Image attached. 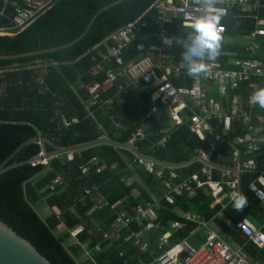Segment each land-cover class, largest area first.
<instances>
[{"label":"trees","instance_id":"trees-1","mask_svg":"<svg viewBox=\"0 0 264 264\" xmlns=\"http://www.w3.org/2000/svg\"><path fill=\"white\" fill-rule=\"evenodd\" d=\"M114 1L55 0L50 10L25 30L13 36L0 35V55H20L74 41L84 33L95 13ZM155 1L123 0L97 17L82 42L67 49L16 60L0 59V165L5 162V166L17 165L0 173V221L29 241L52 264H149L153 258L149 254L141 255L136 248L121 241L110 243L95 230L102 228L107 232L118 213H133L136 207H145L154 201L160 205L156 221L160 222L161 229L149 233L146 241L155 256L158 254L155 252L157 237L167 232L172 223L185 224L184 229L172 233V243L189 239L193 225L182 218L186 213L200 215L213 225V230L233 237L240 246L245 245L242 236L217 217L221 205L214 203L207 186L199 188L192 198L185 194L181 198L175 197L173 205H167L163 201L166 190L162 181L148 174L138 158L126 149L101 144L74 152L72 161L67 160L66 154L57 155L48 161V168L27 162L40 152L51 156L58 149L103 137L128 144L142 119L146 122L145 138L135 147L143 157L180 165L194 160L196 150L206 148V140L192 134L187 124L164 133L170 124L166 106L162 101H151L148 92L141 94L143 103L138 97L120 95L108 108H92L93 118L82 105V99L88 96L87 88L104 80L102 73L89 74V69L98 60L94 48L139 19L142 23H152L155 14L151 6ZM257 1L264 5V0ZM2 5L0 0V8ZM259 14L264 16V8ZM240 15L236 7L230 11L229 19L222 21L226 35L221 36L216 60L224 69H235L233 62L246 58L264 62V39L261 40L262 47L254 52L247 51L245 43H235L255 28L254 20L240 18ZM0 25H10L8 15L1 18ZM168 31L179 39H186L191 32L183 28L181 21L173 23ZM183 51V45L176 46L172 53L181 60ZM128 53L127 58L135 57L133 47H129ZM101 92L104 96L112 95L115 85L104 87ZM256 109L264 115V109ZM63 117L68 121L77 118L78 123L63 127ZM117 123L121 127H117ZM38 135L52 144L29 143L15 153L22 143ZM164 135L167 138L164 146L154 147L153 144ZM94 158L97 162L91 163ZM262 159L264 161V157ZM230 164V150L224 148L217 165L228 167ZM86 165H90V170L83 175L79 168ZM201 167L202 164L195 162L176 171L191 176ZM47 169L50 171L46 172ZM56 176L63 183L50 189L49 184ZM130 179L134 181L127 185ZM254 179L255 175H245L241 181V193L248 199L247 207L236 212L231 204L222 213L233 223H251L264 235V208L248 191ZM94 186L99 192H94L92 197L85 196V189ZM115 205L120 206L113 209ZM44 206L50 211L47 216L41 212ZM71 230H77L75 240L70 239ZM189 241L199 245L204 242V236L196 234ZM97 245L101 251L95 249ZM83 247L91 251L90 257L85 256ZM245 252L251 263L264 264V249L249 244Z\"/></svg>","mask_w":264,"mask_h":264},{"label":"built area","instance_id":"built-area-1","mask_svg":"<svg viewBox=\"0 0 264 264\" xmlns=\"http://www.w3.org/2000/svg\"><path fill=\"white\" fill-rule=\"evenodd\" d=\"M54 1L2 0L0 20L8 15L10 25H0V35L13 36L25 30L49 11ZM235 7H240L242 13L249 14L255 20V29L241 41L246 44L247 51L254 52L264 39V17L258 16L259 4L249 3L248 0H199V3L196 0H156L151 6L155 14L152 23H142L139 19L119 29L94 48L98 60L89 69V74L97 76L102 73L104 80L101 84L89 86L88 96L82 99L89 116L92 117L90 108H108L115 104L120 95L139 97L148 92L152 101H162L173 125L187 124L192 134L206 140V148L198 149L195 153L202 167L198 173L183 177L176 169L159 167L152 161L138 159L140 165L148 174L162 181L167 192L164 201L169 205L175 203V197L181 198L186 194V197L192 198L199 188L207 186L214 203L221 205L217 217L232 226L245 241V245L240 246L233 237L213 230L210 222L199 215L187 214L186 220L197 224L190 235L204 232V242L197 246L188 239L172 243V233L185 228V224L176 222L170 225L168 232L157 237L155 251L158 254L153 257L145 237L150 232L159 231L161 224L156 221L152 206L136 207L133 213L120 212L109 231L104 232L102 228L95 230L110 243L121 241L136 248L141 255L149 254L153 257L151 264H256L248 260L245 247L250 244L254 248L264 249V235L251 223H233L222 213L232 204L234 194L241 193V181L245 175H255L248 191L264 208V115L257 112L256 108L261 111L258 104L249 102L254 90L264 88V62L257 58H246L234 61L235 69H224L219 61L211 62L205 58L209 71L198 78H190L181 60L172 53L173 48L189 40L193 35L192 24L205 14L219 17L218 27L222 28L220 34L225 36L226 27L221 21L227 20ZM176 21H181L183 28L191 30L186 39H179L169 33L168 28ZM162 35L171 38L168 47L162 43ZM129 47H133V59L127 58ZM111 85H115V92L108 96L102 95L101 90ZM61 123L63 127H69L77 124L78 119L68 121L63 117ZM117 126L121 127L120 124ZM145 130L146 122L142 119L128 145L136 148L135 144L144 140ZM165 141V138H161L153 145L159 147ZM224 148L230 150L231 164L219 167L217 164ZM66 155L68 161L73 160V153ZM37 156L41 160L32 164L46 168L48 161L56 157L47 159L42 152ZM96 162V158L91 161ZM89 170L90 165L79 168L83 175L88 174ZM62 183V179L56 176L49 187L54 189ZM126 184L131 185V182L128 180ZM94 192H99L98 187L87 188L85 196L92 197ZM61 227L64 228V225L61 224ZM69 234L70 239L75 240L77 230H71ZM83 249L85 256L90 257L91 251L85 247ZM95 249L101 251L100 245Z\"/></svg>","mask_w":264,"mask_h":264},{"label":"water","instance_id":"water-1","mask_svg":"<svg viewBox=\"0 0 264 264\" xmlns=\"http://www.w3.org/2000/svg\"><path fill=\"white\" fill-rule=\"evenodd\" d=\"M123 0H116L104 7L101 8L98 12L95 13V16L91 19L89 25L87 26L86 30L82 35H80L77 39L74 41H70L66 44H63L61 46L49 48V49H43L40 51H33L28 52L20 55H0L1 60H16L24 57L39 55V54H48V53H54L56 51H60L63 49H67L71 46H73L76 43L82 42L89 32L91 31L95 20L98 16H100L102 13L109 10V8L121 3ZM38 141H43L49 144H52L49 140H47L45 137L42 136H35L24 143H22L16 150L15 153L24 145L29 143H35ZM101 144H108L115 147H119L122 149H126L130 152H132L136 157L142 159V160H152L160 165H163L168 168H181L185 167L191 163H193L195 160H191L188 163L180 164V165H171V164H165L163 162L155 161L151 158H146L141 156L140 152L128 144H121L119 142L107 139V138H99L94 141L86 142L83 144L75 145L72 147L64 148V149H58V152L56 154H53L51 156H45V158L57 156V155H64L68 153H74L78 151H82L84 149L101 145ZM41 158L36 156L32 159H29L28 163H34L36 161H40ZM6 162L0 165V173H3L5 170H9L10 168L16 167V164L5 166ZM0 264H52L45 256H43L41 253L37 251V249L26 239L19 236L15 231H13L9 226H7L5 223L0 221Z\"/></svg>","mask_w":264,"mask_h":264},{"label":"clouds","instance_id":"clouds-1","mask_svg":"<svg viewBox=\"0 0 264 264\" xmlns=\"http://www.w3.org/2000/svg\"><path fill=\"white\" fill-rule=\"evenodd\" d=\"M199 3V0H196ZM210 6V5H209ZM207 12V10H206ZM219 17L205 14L197 18L192 24L193 35L189 37L184 45V52L181 55V63L190 78H198L202 73L209 71L205 61L214 62L219 56L221 31L218 27ZM162 43L168 47L171 38L161 36ZM250 104H258L264 109V88L254 90L249 97ZM248 199L244 193H235L232 199V207L236 212H242L247 207Z\"/></svg>","mask_w":264,"mask_h":264},{"label":"crops","instance_id":"crops-1","mask_svg":"<svg viewBox=\"0 0 264 264\" xmlns=\"http://www.w3.org/2000/svg\"><path fill=\"white\" fill-rule=\"evenodd\" d=\"M248 2L249 3H258L259 4V11L257 12L258 13V16H260V17H264V16H261L259 13H260V11H262L263 10V8H264V5H262V4H260L257 0H255V1H249L248 0ZM236 8V7H235ZM235 8H233V10H235ZM239 8V10H240V13L242 14V15H240L239 17L240 18H249V19H252V18H250V15L249 14H247V13H242V11H241V8L240 7H238ZM232 10V11H233ZM229 19V18H228ZM252 20H254V19H252ZM225 21V20H224ZM221 23H222V21H221ZM254 24H255V20H254ZM256 27V26H255ZM255 29V28H254ZM248 35V34H247ZM235 43H238V42H235ZM260 47H262L261 45H260ZM141 96L142 95H140L139 97H138V99H139V101H140V103H143V98H141ZM152 101V100H151ZM85 108V107H84ZM90 110H91V108H90ZM155 109L153 108V110L152 111H154ZM85 111H86V109H85ZM92 111V110H91ZM87 112V111H86ZM166 112H167V114H168V117L170 118V116H169V112H168V109L166 108ZM87 114H88V112H87ZM88 116H89V114H88ZM148 116V115H147ZM90 117V116H89ZM91 118H93V111H92V117ZM148 118V117H147ZM145 120V119H144ZM141 122V121H140ZM117 124H119V123H117ZM116 124V125H117ZM121 126V125H120ZM118 127V126H117ZM176 127V125H173L172 124V122H171V119H170V124H169V128L167 129V130H165V132L164 133H167L168 131H170L171 129H173V128H175ZM104 138V137H103ZM162 138H165V139H167L166 138V136L164 135ZM165 143H166V141H165ZM164 143V144H165ZM164 144L162 145V146H164ZM159 147H161V146H159ZM200 149H202V148H200ZM204 149V148H203ZM197 151V150H196ZM196 156V155H195ZM138 158V157H137ZM138 159H140V158H138ZM195 161L193 162V163H195V162H198V160H197V158L195 157V159H194ZM147 161H152V160H147ZM152 162H154V161H152ZM157 166H159V167H165V166H163V165H160V164H158V163H156V162H154ZM193 163H191V164H189V165H192ZM199 163V162H198ZM201 164V163H200ZM189 165H187V166H189ZM187 166H185V167H187ZM168 168V167H167ZM181 168H184V167H181ZM173 169H179V168H173ZM179 173H181V172H179ZM182 174V173H181ZM183 175V174H182ZM193 175V174H192ZM183 177H189V175H186V174H184L183 175ZM131 183L134 181V179H130L129 180ZM262 184H264V180L262 181ZM162 186H163V183H162ZM164 187V186H163ZM165 189V188H164ZM166 190V189H165ZM166 194H167V192H165L164 193V196H163V201H164V197L166 196ZM188 198V197H187ZM164 203H165V201H164ZM166 204V203H165ZM167 205H169V204H167ZM173 205V204H172ZM147 206H152L153 207V211H154V214H155V217H156V211L159 209V207H160V205H159V203L157 202V201H154L152 204H148V205H146L145 207H147ZM140 207V206H139ZM41 212L45 215V216H47V215H49V213H50V211H49V209L48 208H46L45 206L44 207H42V210H41ZM198 215V214H195V213H186V214H182V218L186 221V223L187 224H191V225H193V229H192V231L194 230V229H196L197 228V224H195V223H189L187 220H186V215ZM200 216V215H199ZM181 217V216H180ZM201 217V216H200ZM202 218V217H201ZM207 222V221H206ZM173 224V223H172ZM212 226V228H213V225H211ZM133 229H135V227L133 226ZM170 229V228H169ZM169 231V230H168ZM167 231V232H168ZM191 231V232H192ZM191 232H190V234H191ZM151 233V232H150ZM166 233V232H165ZM149 234V233H148ZM148 234H147V236L145 237V240H147L148 238H149V236H148ZM197 234H201V235H203L204 236V232H197ZM196 235V234H195ZM195 235H189V239H188V241L190 240V237L191 236H195ZM189 242H191V241H189ZM192 245H194L193 243H191ZM194 246H197V245H194ZM156 252V251H155ZM155 255H154V251H153V257H154ZM157 256V255H156ZM143 263V262H142ZM152 262H150L149 264H151ZM143 264H145V263H143Z\"/></svg>","mask_w":264,"mask_h":264},{"label":"rangeland","instance_id":"rangeland-1","mask_svg":"<svg viewBox=\"0 0 264 264\" xmlns=\"http://www.w3.org/2000/svg\"><path fill=\"white\" fill-rule=\"evenodd\" d=\"M241 41H243V39H238V40H236V42H241Z\"/></svg>","mask_w":264,"mask_h":264}]
</instances>
